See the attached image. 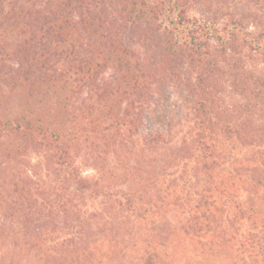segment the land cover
<instances>
[{
	"label": "trees",
	"instance_id": "1",
	"mask_svg": "<svg viewBox=\"0 0 264 264\" xmlns=\"http://www.w3.org/2000/svg\"><path fill=\"white\" fill-rule=\"evenodd\" d=\"M247 2L252 29L203 0H0V235L25 264H264V0Z\"/></svg>",
	"mask_w": 264,
	"mask_h": 264
},
{
	"label": "rangeland",
	"instance_id": "2",
	"mask_svg": "<svg viewBox=\"0 0 264 264\" xmlns=\"http://www.w3.org/2000/svg\"><path fill=\"white\" fill-rule=\"evenodd\" d=\"M205 1V4H208L210 7V10L213 12L215 11H230L235 17H241L243 22L249 26V29L253 28V25L255 23H258V18L261 17V12L257 11V9L254 8L252 3L247 2V0H203ZM188 7L191 10V13L197 14V0H188ZM213 12V13H214ZM220 19H225L226 16L221 14L217 15ZM219 19V21H220ZM168 92L165 97L164 101L166 102V110L170 113L176 114L178 113V95L175 93L174 89L167 90ZM82 95V94H81ZM80 98V95H77V98ZM23 104L19 103L17 99H12L9 106L8 111L9 113H12L14 111L20 110ZM180 109V108H179ZM160 111V110H159ZM158 111V112H159ZM156 118V121L159 123H164L169 121L167 114L162 115L161 113H158L155 116H158ZM31 157H33V154H30ZM34 159L31 160L33 162ZM83 169V175L86 177H91L94 174L93 168L87 165L82 166ZM54 180V177H49L47 182H51ZM17 241L11 240V238L5 234L0 235V264H25L24 260L26 257H30L31 254L26 251V248H22L20 246H13L14 243ZM192 250V248H190ZM190 252V251H189ZM183 253L178 256L173 264H202L199 263L196 260H193L192 253ZM182 255V256H181ZM190 256V258H189ZM219 262V261H217ZM119 264H124L120 263ZM46 264H50L49 262Z\"/></svg>",
	"mask_w": 264,
	"mask_h": 264
}]
</instances>
